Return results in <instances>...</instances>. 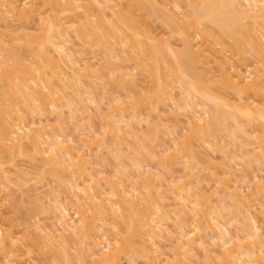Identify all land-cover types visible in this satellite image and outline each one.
I'll return each mask as SVG.
<instances>
[{
    "label": "bare ground",
    "instance_id": "6f19581e",
    "mask_svg": "<svg viewBox=\"0 0 264 264\" xmlns=\"http://www.w3.org/2000/svg\"><path fill=\"white\" fill-rule=\"evenodd\" d=\"M0 22V209L13 200L10 172L24 171L4 167L18 156L39 162L37 186L52 192L33 187L49 221L26 216L35 221L30 232L43 234L36 239L0 212V264H25L36 251L50 259L32 254L30 264H264V211L254 209L264 184L245 196L231 185L264 181L260 167L248 169L264 163V142L257 151L256 131L242 129L255 122L264 133V0H0ZM104 79L114 95L97 92ZM162 114L181 115L187 126V134L179 120V133L166 127L164 148L159 125L149 122ZM201 147L218 150L223 163L200 156ZM94 153L112 157L110 174L100 169L103 158L99 167L91 162ZM150 179L158 184H143ZM206 180L228 205L204 202Z\"/></svg>",
    "mask_w": 264,
    "mask_h": 264
},
{
    "label": "rangeland",
    "instance_id": "374dc122",
    "mask_svg": "<svg viewBox=\"0 0 264 264\" xmlns=\"http://www.w3.org/2000/svg\"><path fill=\"white\" fill-rule=\"evenodd\" d=\"M18 24H16V22H11V23H8V24H11V26L13 25H20L21 23L20 22H17ZM23 23V22H22ZM24 24V23H23ZM0 25H4V23H2V22H0ZM15 25V26H16ZM16 28V27H15ZM164 36H167L166 34L164 35ZM79 45V44H78ZM80 46H78V48H79ZM97 55H101L100 53L99 54H97ZM99 58L101 57V56H98ZM234 60H235V58H233ZM232 59V62L234 63L235 61ZM235 64H237V62H235ZM213 71H214V69H213ZM252 74V75H250V74ZM246 75H250V76H248L249 78L250 77H253V72H252V70H248V72H246L245 73V76ZM216 75H215V78H213V79H216ZM247 77V76H246ZM218 78V77H217ZM108 82H106L105 81V79H104V81L106 82V84L104 85L102 82V84L104 85V86H101L100 87V84H99V86H98V84L96 85V88L98 89V91L97 92H107V94H108V96H111V93H113V95L116 93L115 92V90H114V88H115V84H114V82L112 81V80H110V79H106ZM101 84V85H102ZM114 84V85H113ZM208 84H209V86L211 87L212 85H210V83L208 82ZM103 87H105V90H102L101 91V89H103ZM212 87H214V85L212 86ZM96 89V90H97ZM212 91L213 90H216L215 88L213 89H211ZM213 92H215V91H213ZM217 93V92H216ZM112 95V96H113ZM117 96V95H116ZM114 97V96H113ZM105 102V101H104ZM106 103V102H105ZM103 105H104V103H102ZM105 110V111H104ZM108 110H107V108L105 107L104 108V106L102 107V111H101V114L102 115H106ZM105 112V113H104ZM104 113V114H103ZM95 114H91V120H90V122H91V124H93V126H94V129L96 130V131H99L100 129V125L102 124L101 123V120L99 119H97L98 117L95 115ZM181 115H182V113H181ZM180 115V116H181ZM66 117H68V115H65ZM175 115H166V114H162V115H160V117H158L159 119H156V117H155V119L156 120H153L152 119V117H154V116H151V118L149 119L150 121V124H152L151 126H156V124H158L159 125V128H160V130H158V132H160V135H162V141H161V143H163V139H164V142H165V144L163 145V148L164 147H167V146H169V143L167 142V138L169 137V135H168V131H165V129H166V127H168V126H170V127H168V128H172V129H174V127H175V130H176V132L177 133H179L178 132V129L176 128V126H178L177 124H175V122L176 121H178L179 119L181 120V121H184V119H181L182 118V116L180 117L179 116V118H178V120L176 119V118H171V117H174ZM65 117V119H66V121L68 122V120H67V118ZM180 120L178 121V123L180 122ZM161 121V122H160ZM185 122V121H184ZM177 123V122H176ZM181 123V122H180ZM162 124V125H161ZM165 124H168V125H165ZM183 124H185V123H183ZM253 124L255 125V124H258V123H249V124H247V125H245V128L244 127H242V124H240L241 125V127H242V129H247V130H249L250 131V129H254L255 131H256V135H258L259 137V139L257 138L256 140H253V145L254 146H256L257 147V151H260V149H258L259 147H262L263 146V142H264V133H263V131H260L261 129H260V127L258 128V125H255V126H253ZM68 125V124H67ZM67 125L65 124V128H66V131H65V134H68V133H70V129H71V127H70V125L68 126V128H67ZM140 125V127H141V129H140V131L139 132H141V133H148V131H146V126H145V124H139ZM180 125V127L179 128H183V127H185L186 125H182V123L181 124H179ZM162 126V127H161ZM172 126V127H171ZM247 126V127H246ZM252 126V128H250ZM187 127V126H186ZM185 127V128H186ZM181 128V129H182ZM185 128H183L182 130V133L181 134H187V129H185ZM250 128V129H249ZM99 129V130H98ZM143 129V130H142ZM185 129V130H184ZM260 129V130H259ZM161 131H162V133H164V134H161ZM164 131V132H163ZM166 132V133H165ZM147 133H146V135H147ZM165 134H167V136L165 135ZM177 135V134H176ZM178 135H180V134H178ZM234 136H235V142L237 143V144H240V142H241V138H240V134H238V133H235L234 134ZM148 137L151 139V134L149 133L148 134ZM161 137V136H160ZM237 138V139H236ZM166 140V141H165ZM179 140L180 141H183L184 139H182V138H179ZM261 140V141H260ZM262 140H263V142H262ZM227 140H225V142L224 143H227L226 142ZM256 141H258L257 142V144H256ZM259 142H260V144H259ZM195 143H196V141H195ZM110 145H112V144H110ZM222 145H224V147H225V145H227V144H222ZM253 146V147H254ZM110 148H111V146H109ZM226 147H228V145L226 146ZM204 148H206V147H204ZM263 148V147H262ZM250 149V148H249ZM200 150V152H204V153H210V151L208 150V149H202V147L199 149ZM229 150H231V147H228L227 148V151L228 152H230ZM157 151L159 152L160 151V148H157ZM170 152H172V151H170ZM167 153V154H164V156H160V159L159 160H161V161H163V160H167L168 161V159H167V156L169 155V154H171V153ZM104 153V152H103ZM201 153V155L200 156H207V154H202ZM94 154H96V153H94ZM211 154H213V153H210V155ZM97 156L96 157H94V158H92V159H90L91 160V162H93L94 163V161H95V164H97V166L98 165H100L101 163L100 162H105V160H106V162H107V164L106 163H104V164H102V166L100 165V169H102V170H104L105 172H108V174H110L111 173V171H112V167H114V161H113V159H112V157L110 156V157H105V158H103L104 157V155H103V157L100 155V154H96ZM107 154H105V156H106ZM109 155V154H108ZM209 155V154H208ZM100 156V157H99ZM166 156V157H165ZM252 156H253V154H252ZM100 158V161H98V159ZM164 157V159L162 160V158ZM210 157H212V159H215V160H211V162L212 163H214V164H219L220 162H222L223 163V161H224V159H223V161H222V159L221 158H223V155L218 151V150H216L215 151V153L213 154V155H211ZM102 158H103V161H102ZM144 160H143V163H145L146 165H148V166H150V167H152V166H154V167H152L151 169H153V168H158L159 170H161L162 168L161 167H158V165L159 164H157L156 162H158L157 161V159H153V161L152 160H148V159H146V158H143ZM148 160V161H147ZM27 161H29V160H27V158H25V157H23V156H18V157H15L14 159H12V161H11V163L10 164H8V165H5L4 167L6 168V166H8V167H14V164H17L16 166H19V165H21V167L23 168V170L25 171H22V173L19 171V173H21V175L23 176V177H26L27 179H29L30 178V176H33L32 178H30V180L28 181V180H26L25 178H23V177H21V175L20 174H18L17 173V171L16 170H14V172H13V174H12V171L10 172V174L9 175H11V177H8V180H7V186H8V189L10 190L9 192H8V190H7V194H10L11 196H13V198L11 197V196H9L10 197V199L12 198L13 200H9V201H11V203L9 204V201L8 202H6V203H4V205H6L7 203L9 204H7L8 206H5V208H3L4 206H2L1 207V209H0V212H2V214L4 215V217H7L8 216V218L7 219H9V218H11V217H13L14 219H15V217H17V219H15V220H17L18 222V224L19 225H22V227L20 226L18 229L20 230V231H22V230H26V227L28 228L27 229V231H29L30 232V230H35L36 228H33L32 226H33V224L35 223V221L36 220H38L39 218V220H40V223L42 222V224H44L45 226H46V224H49V221H47L46 219H44L45 217H43V215L41 216V214L39 215L38 213V211H39V209L37 208L38 206H36V204H35V199L34 198H32L33 197V193H34V191H36L37 189V187H39V188H41L40 186H42V183H40V186H37L38 185V183L40 182V180H39V174L37 175V177H36V175H35V173L32 171V170H34L35 171V168L36 167H38L37 165H38V161L36 162H30L29 161V163L27 162ZM146 161V162H145ZM166 161V162H167ZM169 161H171V160H169ZM172 162V161H171ZM171 162H167L166 164H165V166L164 167H166L167 166V168H170V170H174L175 171V169L177 170V171H175V175L177 176V177H179V176H181L182 175V173H183V171H182V169L179 167L180 165L179 164H177V163H171ZM201 162V166L200 167H202L203 168V166L204 165H202L203 164V162L202 161H199V163ZM25 163H27L26 165H25ZM37 163V164H36ZM98 163H100V164H98ZM150 163V164H149ZM171 163V164H170ZM222 163H220V164H222ZM19 164V165H18ZM144 164V165H145ZM157 164V165H156ZM251 165H249L250 167H248V169H249V171H250V168H251V170L252 171H254L255 172V170L257 169L258 170V167H260L259 169L260 170H264L263 168H264V163H260L259 162V164L258 163H250ZM256 164V167L257 168H255L254 167V165ZM25 165V166H24ZM33 165H36V167L34 168V167H32ZM173 165V167H171ZM263 166V167H261V166ZM26 166H27V168H26ZM207 166V165H206ZM206 166H204V168L206 169V170H210V168H208V167H206ZM7 167V168H8ZM20 166H19V169L20 170H22V168H21ZM96 167V166H95ZM94 167V168H95ZM99 167V166H98ZM34 168V169H33ZM106 170H105V169ZM166 168V169H167ZM16 169V168H15ZM37 170L39 169V168H36ZM96 169V168H95ZM99 169V168H98ZM111 169V170H110ZM110 170V171H109ZM180 170V171H179ZM214 170H216V169H214ZM256 170V171H257ZM179 171V172H178ZM251 171V172H252ZM29 172H30V174L31 175H29ZM171 172H173V171H171ZM254 172H252V173H254ZM27 173V174H26ZM181 173V174H180ZM24 174H26L25 176H24ZM173 174H174V172H173ZM256 174V176L258 177V176H260V177H264V171H262V173L260 172V173H258L259 175H257V173H255ZM263 174V175H262ZM8 175V176H9ZM174 175V176H175ZM204 175H207V173L205 174V172H204ZM251 175H253L254 176V174H251ZM250 175V177H252ZM239 176V175H238ZM237 176V177H238ZM10 179L12 180V181H10ZM236 179H238V178H236ZM28 181V182H25V181ZM150 180L152 181L151 183H150ZM149 181H145V182H143V184H146V185H153L154 183H156V184H158V182H154V180H152V179H150ZM23 181L25 182V184H23V185H21L20 183H23ZM155 181H157V180H155ZM252 181V180H251ZM250 181V182H251ZM8 182H10V184L8 185ZM19 182V183H18ZM147 182V183H146ZM207 182H208V184H207ZM242 182H244V181H242ZM43 183H45V182H43ZM211 183V184H210ZM212 183H214V182H211V181H208V180H206V181H204L203 183L201 182V184L200 185H202L201 186V189H203L202 190V192H201V196H202V198H203V200H204V202L205 201H209V202H207V204H212L213 205V203H217L218 201H220V202H222V203H224V204H226V203H228L229 204V201H228V199L226 198V196H224V194L222 193V188H220V186H218V184H217V186H215L216 184L214 183V184H212ZM239 183H240V180H239ZM237 183V184H231V182L229 183V184H231V185H234V186H236L237 187V191L241 194V195H243V196H245V195H247V193L246 192H248V193H253V191H254V189H255V187L254 186H256V185H260L261 186V184L263 185L264 184V181H259V183L258 182H252V184L251 185H248L249 183L248 182H244L243 183V186L241 185L242 183ZM254 183V184H253ZM18 184H20V185H18ZM156 184H154V185H156ZM212 185V187L210 186V185ZM26 185V186H25ZM45 185V184H44ZM246 185H248L249 187H251V188H249L248 186H246ZM145 186V185H144ZM214 186V187H213ZM239 186V187H238ZM10 187V188H9ZM13 189H12V188ZM21 189V191L19 190V188ZM33 187H36L35 189L36 190H34V188ZM200 187V186H199ZM210 187V188H209ZM218 188L217 189V192H215V190H214V188ZM246 187V188H245ZM48 188H49V190H48ZM241 188V189H240ZM248 188V189H247ZM44 189H46V190H44ZM244 189V190H243ZM250 189V190H249ZM27 191L28 190V193L27 194H25L26 192H24V191ZM39 190H43L42 192L41 191H39L40 192V194L42 195V193H43V197L46 195H52V192H50V190H51V188H50V186H49V184L48 183H46V188L44 187L43 189L41 188V189H39ZM214 190V191H213ZM221 190V191H220ZM30 191V192H29ZM201 191V190H200ZM219 191H220V193H219ZM255 191L257 192V187H256V189H255ZM254 191V192H255ZM20 192V193H19ZM47 192V194H45ZM48 192H50V194H48ZM162 192V191H161ZM212 192H214V194L212 193ZM21 193H23L24 195H23V197H20V196H22V194ZM45 194V195H44ZM203 194H204V196H203ZM261 194H263V192L261 193ZM261 194H259L258 196H261ZM256 195V194H255ZM264 195V194H263ZM27 196V197H26ZM45 196V197H46ZM49 196H47V197H49ZM161 196H163V195H161ZM254 196V195H253ZM15 197V198H14ZM157 197V199L160 197V195H157L156 196ZM205 197H207V198H205ZM225 197V198H224ZM258 198H260V197H258ZM45 200H47L46 198H44ZM222 199L224 200V202L222 201ZM248 199H250V200H252L253 199V197L251 196V197H249ZM247 199V200H248ZM263 199H264V197H263ZM263 199H262V201H263ZM227 200V201H226ZM255 200V199H254ZM259 200H261V198L259 199ZM13 201V202H12ZM211 201H213V202H211ZM262 201H259V203L257 202V200L256 201H254V204H255V207L256 208H254V209H257V210H255V211H257V212H260V211H264V206L262 205V206H260V203H262ZM158 202L159 203H161V207H162V210H164V212L166 211V214H170V210H171V208H170V206H169V203L167 202V200H161L160 198L158 199ZM165 202H167V205L169 206V207H167L166 206V204H165ZM220 202H218V203H220ZM252 202V201H251ZM217 203V204H218ZM228 204H226V205H228ZM212 205H210V206H212ZM11 206V207H10ZM164 206H166V207H164ZM214 206H216V205H214ZM260 206V207H259ZM261 207H263V209L261 208ZM3 208V209H2ZM10 208H11V210H10ZM164 208V209H163ZM228 209H229V206L227 207ZM261 208V209H260ZM2 210V211H1ZM13 210V211H12ZM258 210H260V211H258ZM11 213H9V212ZM233 211V210H232ZM31 212V213H30ZM15 213V214H14ZM37 213V214H36ZM263 212H261V215H263L262 214ZM31 214V215H30ZM72 214V210H71V208H69V215H71ZM14 215V216H13ZM36 215V216H35ZM260 215V216H261ZM26 216H31L30 217V219L29 220H35L34 222L33 221H27V218L28 217H26ZM36 218H35V217ZM26 217V218H25ZM33 217H34V219H33ZM262 218H264L263 216H261ZM12 220V218L10 219V220H12L13 221V223H15L16 224V222H14L15 220ZM42 219H43V221H42ZM24 220V221H23ZM26 220V221H25ZM23 222V223H22ZM26 222V223H25ZM28 222V223H27ZM17 224V225H18ZM25 224H26V226H25ZM27 224H29V225H27ZM18 225V226H19ZM31 225V226H30ZM41 226H43V225H41ZM24 228V229H23ZM32 228V229H31ZM22 229V230H21ZM28 232V233H29ZM36 234L38 233V234H41V233H39V232H37V231H34ZM32 233V234H31ZM35 233H33V231H31L30 232V235H33V236H31L32 238L33 237H35L36 235H35ZM44 233V232H43ZM38 234H37V236H38ZM41 235H43V234H41ZM41 238V237H40ZM45 238V237H44ZM44 238H43V236H42V239H43V241H45L44 240ZM34 239V238H33ZM35 239H36V237H35ZM46 239V238H45ZM38 240V239H37ZM160 240V239H159ZM165 240V238H163L162 239V242H164V243H167V241L165 242L164 241ZM39 241V240H38ZM49 241V240H48ZM40 242V241H39ZM47 243V242H46ZM49 243V242H48ZM71 252H73V251H71ZM32 254H35V258L37 259H40L41 258V260L42 261H44V262H46V261H49V260H47V259H50V257H48V258H46L45 259V257H47V255L45 256V255H39V256H37L38 254H37V251L36 252H33ZM29 255V256H31V257H33V255ZM70 254H72V253H69V257H71L70 256ZM27 257V260H26V262H24L25 264H30L32 261H35V259L34 258H31V257ZM74 257V256H73ZM31 258V259H30ZM71 260L72 259H74V258H70ZM139 259V258H138ZM140 259L142 260V261H144L143 260V257H140ZM139 259V260H140ZM87 260V259H86ZM88 261H89V263H86V264H93V263H91L90 262V260L88 259ZM88 261H86V262H88ZM74 262H76V264H78L77 263V261H74L73 260V262L71 261V263H73L74 264ZM198 262V261H197ZM200 262V261H199ZM141 263H143V262H141ZM195 264V263H194Z\"/></svg>",
    "mask_w": 264,
    "mask_h": 264
}]
</instances>
